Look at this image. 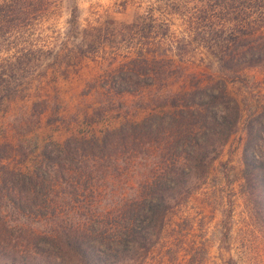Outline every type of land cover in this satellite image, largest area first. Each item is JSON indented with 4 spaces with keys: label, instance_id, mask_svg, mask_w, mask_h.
Segmentation results:
<instances>
[{
    "label": "trees",
    "instance_id": "trees-1",
    "mask_svg": "<svg viewBox=\"0 0 264 264\" xmlns=\"http://www.w3.org/2000/svg\"><path fill=\"white\" fill-rule=\"evenodd\" d=\"M56 3L0 0V111L30 99L31 117L40 123L51 107L41 86L49 73L61 70L66 77L84 60L101 59L106 63L98 76L102 94L136 98L144 116L133 121L123 111L121 125L100 136L70 133L62 143L44 142L39 160L24 170L39 141L29 146L15 140L8 128L15 129L0 123V264H205L203 242L189 243L182 229L171 237L175 230L168 228V215L205 184L240 127L244 197L264 214V106L247 114L229 92V77L187 74L189 53L180 48L187 35L178 38L166 20L138 18L73 42L77 7L65 22L67 32L46 27L47 35L42 29ZM184 23L188 38L210 36L212 61L232 81L247 86L244 72L264 64V22L221 24L190 16ZM220 33L229 36L223 47ZM184 76L187 86L173 91L170 82ZM112 102L101 103L102 111ZM25 116L13 121L17 128ZM11 160L21 164L11 166ZM122 171L135 175L128 193L102 206L100 183Z\"/></svg>",
    "mask_w": 264,
    "mask_h": 264
},
{
    "label": "rangeland",
    "instance_id": "rangeland-1",
    "mask_svg": "<svg viewBox=\"0 0 264 264\" xmlns=\"http://www.w3.org/2000/svg\"><path fill=\"white\" fill-rule=\"evenodd\" d=\"M197 0H57L55 11L42 26L44 33L51 35L46 27H54L67 32L66 20L70 18L71 7L78 8V28L74 30L73 42H85L90 35H97L98 30L130 24L138 18L148 20H166L173 24L171 31L178 38L185 36L186 43L180 48L188 51L184 66L187 74L195 73L199 77L224 76L230 83L228 89L245 110V113L257 114L264 106V64L250 68L244 72L248 84L244 86L232 81L228 74H222L213 63L209 54L211 43L209 35L206 39L193 35L188 38V29L184 20L195 16L201 20L213 19L218 23L233 21L264 22V0H217V4L205 7ZM170 6V7H169ZM181 7V8H180ZM202 8L208 9L206 13ZM205 24V32L208 28ZM259 24L253 26L257 28ZM101 28V29H94ZM250 28H248L249 31ZM238 35V33H237ZM227 35L220 33V46H225ZM99 55H102L101 53ZM212 61V62H210ZM101 59L97 62L84 60L80 67L63 77L61 70L56 74L49 73L48 78L41 83L44 89L42 95L49 98L50 109L37 123L32 116L31 100L14 102L4 105L0 111V123L9 125L15 130L9 131L14 139L21 138L27 145L39 141V150L27 159L22 167H33L39 160V151L44 142L50 140L62 143L70 133H85L87 135H102L106 129L119 127L123 118L119 113H128V118L139 121L144 116L138 107L137 99L125 95L108 96L102 94L98 86V76L106 67ZM56 77V78H55ZM223 77V78H224ZM30 86L36 85L33 81ZM169 86L173 91H180L187 86V77L173 80ZM34 95V94H33ZM34 98H32L33 100ZM112 100L111 105H105L102 111L101 103ZM123 106L127 110L118 107ZM100 108V109H99ZM119 109V110H118ZM57 110L59 115H57ZM20 113H26L24 124L17 128L14 120ZM102 114V117H100ZM27 121V122H26ZM18 122V121H17ZM91 123L92 126H91ZM4 137L0 134V138ZM245 134L240 127L233 135L218 160L213 164L210 176L197 191L180 207L168 215V228L174 229L171 237L182 229L183 238L189 243L203 242L207 248L208 257L205 264H227L234 259L237 264H264V214L256 211L243 193V162L242 146ZM2 138L0 139V141ZM16 160H11V166H17ZM23 169V168H22ZM24 170V169H23ZM133 176L123 171L108 183L103 181L100 190L103 191L102 206L113 197L119 198L128 193V185ZM181 242V241H180ZM163 248L159 253H164ZM183 253L178 254L179 260Z\"/></svg>",
    "mask_w": 264,
    "mask_h": 264
}]
</instances>
